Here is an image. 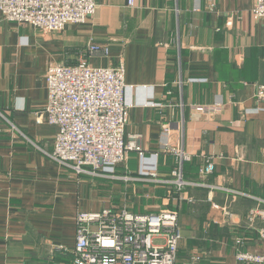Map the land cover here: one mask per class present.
Here are the masks:
<instances>
[{"label": "crops", "instance_id": "0c3cea01", "mask_svg": "<svg viewBox=\"0 0 264 264\" xmlns=\"http://www.w3.org/2000/svg\"><path fill=\"white\" fill-rule=\"evenodd\" d=\"M96 1L86 22L62 31L0 12V264H74L59 246L74 247L78 211L103 209L177 210V264H240L239 239L264 253V220H248L264 208V102L255 96L264 84V19L252 18L255 0ZM91 44L109 48L87 53L91 66L123 64L126 83L148 93H126L125 138L140 135L143 151L97 175L50 156L59 128L44 112L48 67L77 63ZM148 98L156 106L144 105ZM218 99V113L195 109ZM165 143L191 155L181 190ZM208 158L215 169L201 176Z\"/></svg>", "mask_w": 264, "mask_h": 264}, {"label": "built area", "instance_id": "2783aa9c", "mask_svg": "<svg viewBox=\"0 0 264 264\" xmlns=\"http://www.w3.org/2000/svg\"><path fill=\"white\" fill-rule=\"evenodd\" d=\"M135 0H129L133 5ZM96 0H0V12L7 21L25 23L47 31H62L69 24L83 23L97 9ZM255 20L264 19V0H255L251 11ZM109 53L104 45L91 44L74 64H52L46 72L48 105L44 112L50 124L57 125V134L50 156L72 167L78 173L114 172L118 164L128 160L130 151L142 152L140 135L125 138L129 109L128 90L148 94L144 85L126 83L125 65L93 67L86 54ZM153 94V92H152ZM256 99L264 102V84H258ZM144 105L156 106L151 99ZM224 102L215 100L195 109L213 115L222 110ZM264 110V107L257 108ZM166 133L169 129L165 130ZM166 151L176 156L178 176L191 159L182 147L165 143ZM215 169L208 158L201 167V176ZM152 175H156L155 172ZM178 189L186 182L177 178ZM193 202L192 199H189ZM219 207L217 203H212ZM264 220V208L250 210L248 220ZM264 241V229L260 231ZM163 237L162 241L158 237ZM182 229L179 212L163 209L154 213H133L128 210L99 212L80 210L76 214V241L72 249L60 245L63 251L75 255L74 264H177ZM237 240L236 259L240 264H264V253L250 252ZM201 259L195 255L196 262Z\"/></svg>", "mask_w": 264, "mask_h": 264}]
</instances>
